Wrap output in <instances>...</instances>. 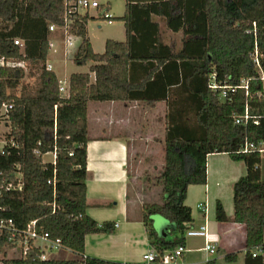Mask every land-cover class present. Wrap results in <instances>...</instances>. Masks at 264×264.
Instances as JSON below:
<instances>
[{
    "label": "trees",
    "instance_id": "trees-1",
    "mask_svg": "<svg viewBox=\"0 0 264 264\" xmlns=\"http://www.w3.org/2000/svg\"><path fill=\"white\" fill-rule=\"evenodd\" d=\"M125 1L119 19L126 39H107L104 53L95 52L89 38V11L72 16L69 33L80 39L73 60L91 65L87 72L70 74L63 96L47 62L50 26L65 24V0H0V112L4 104L12 105L0 153V219H12L17 231L35 221L38 232L60 239L63 248L78 255L41 260L37 247L27 258H9L11 231L5 229L0 231L1 263L162 264L164 253L183 245L193 225L192 208L185 203L188 187L207 183L210 154L227 153L247 166L233 185V221L246 230L244 264H264V154L240 152L247 141L264 146V0ZM156 17L169 31L182 33L180 48L164 42ZM27 68L36 78L33 90L24 83ZM89 101L167 103L165 161L157 176L164 199L142 206L147 238L158 254L150 263L85 254L88 234L116 229L114 222L100 223L87 212ZM246 110L250 120L238 123ZM48 153L55 155L53 161L44 160ZM9 183L12 188H6ZM156 215L175 228L161 235ZM228 219L217 201L216 220ZM236 257L225 256L229 262Z\"/></svg>",
    "mask_w": 264,
    "mask_h": 264
},
{
    "label": "crops",
    "instance_id": "crops-1",
    "mask_svg": "<svg viewBox=\"0 0 264 264\" xmlns=\"http://www.w3.org/2000/svg\"><path fill=\"white\" fill-rule=\"evenodd\" d=\"M84 12L86 10L81 11ZM155 19L159 21L158 17ZM181 46L182 40L178 48ZM91 78H95L93 73ZM94 102L88 103L87 212L100 223L112 221L118 225L111 234H88L85 238V254L113 262H144V254L153 251L141 218L145 201L132 198L129 189L132 181H142L140 172L147 170L145 158L165 142L167 103L158 101L149 105L140 101ZM92 105L95 106L94 118L91 113ZM54 157L53 154V160ZM164 161L165 156L161 169ZM261 170L264 176V164H261ZM246 172V164L232 160L227 153L208 156L207 183L190 185L185 203L192 208L193 226L207 223L209 240L217 251L212 254L206 252L204 237L186 236L184 254L171 264H235L237 257L229 262L225 256L235 253V245L242 239L245 257V226L233 221V185ZM160 191V195L153 201L161 202L164 199L162 188ZM217 201H221L225 208L229 218L226 222L211 220V207ZM202 202L208 205L206 214L197 208ZM155 226L160 234L166 235L172 229L169 226L175 224L156 215Z\"/></svg>",
    "mask_w": 264,
    "mask_h": 264
},
{
    "label": "rangeland",
    "instance_id": "rangeland-1",
    "mask_svg": "<svg viewBox=\"0 0 264 264\" xmlns=\"http://www.w3.org/2000/svg\"><path fill=\"white\" fill-rule=\"evenodd\" d=\"M101 4L99 8H94L89 10L90 19L88 21V31L91 42L93 44L94 50L98 53H104L105 43L109 38L115 39L117 41H124L126 39L125 35V25L122 20L119 18L123 16L125 12V0H95ZM109 6V7H107ZM108 9V12L112 14V23H109L107 18H104L103 13ZM161 26L162 39L166 43L175 45L177 48L181 44L182 33L177 34L169 31L166 27L164 19L159 18ZM65 33L63 30H58L53 32L50 36V39L54 43V48H51V52L48 57V62L52 64L54 72L57 74L60 81L64 84H68L69 76L74 72H86L89 70L91 63L85 65H79L74 62L73 56L80 44V39H76V44L73 47L67 48L65 46L64 37ZM4 61L0 59V66L3 65ZM9 64H15L13 61H9ZM20 64V63H19ZM30 73V69L27 68V73ZM25 78V86H29L30 90H33L36 87V78L35 76L29 75ZM94 79V78H93ZM96 102V103H95ZM95 104H98L95 101ZM94 105L91 106V113L94 118ZM4 127V128H3ZM6 130L5 126H2L0 130ZM161 129V127L159 128ZM165 156V142L163 145L158 146L154 149V153L145 158V163L147 164V170L140 172L142 181H132L130 186V195L132 198H139L140 200L153 202V199L157 198V195H160V190L162 188L159 183H157V176L161 171V162ZM45 161H53V154L48 153L44 155ZM264 164V158L262 165ZM148 181V182H147ZM138 186H143L138 187ZM146 186V188H144ZM231 192V191H230ZM227 214V213H226ZM211 220L218 222L216 220V204H213L211 207ZM170 223V221H168ZM172 225V224H170ZM172 229L175 226H169ZM162 235V234H161ZM240 242V243H239ZM236 243V248L234 249L237 254V260L235 264H244V240H240ZM7 256L11 257H20V249H12L10 245L6 247ZM46 255L49 259H76L78 255L66 248H59L54 250H47ZM2 257V254H0ZM0 264L1 261H0Z\"/></svg>",
    "mask_w": 264,
    "mask_h": 264
},
{
    "label": "built area",
    "instance_id": "built-area-1",
    "mask_svg": "<svg viewBox=\"0 0 264 264\" xmlns=\"http://www.w3.org/2000/svg\"><path fill=\"white\" fill-rule=\"evenodd\" d=\"M101 4L95 0H65V24L63 26H56L51 25L50 31L55 32L57 30H63L65 33V43L67 48L75 46L77 37L71 33H69V26L72 22V16L76 13H81L83 10H90L94 8H99ZM105 18L108 19L109 22H112V14L108 12L104 15ZM16 44H20V40H15ZM50 47L53 48L54 44L53 41H50ZM254 61L256 64H259L257 53L256 57L254 58ZM47 68L49 70H52V66L50 64H47ZM260 79L264 83V70H261ZM245 88H248V85L246 84V81H244ZM217 84L213 85V88H217ZM230 89L234 90V88L230 87ZM59 90L62 93L63 96L68 95V84H64V82L59 81ZM227 92L226 90H223L222 96H226ZM262 96H264V92L262 93ZM12 108V105H6L4 104L1 112H0V128L2 126H5L7 129L0 130V153L2 152V148L5 143V132L8 130V127L6 126V122L9 118L8 112ZM250 115L248 113V110L245 111V114L237 119V122H247L250 120ZM257 123V121H254ZM4 128V127H3ZM253 151H258L260 154H264V146L262 142L255 143V142H246L244 146L241 148L240 152L243 153H249ZM2 186V185H1ZM13 184L9 183L6 185V188H12ZM198 209H200L205 214L208 212V205L206 202H202L198 204ZM35 221H33L26 230L17 231L14 227V222L12 219H0V231L9 230L11 231V237L9 238V245L12 247V249H20L21 250V256L22 258H27L29 253L32 251L33 248H40L41 254L40 259L41 260H47L49 259L46 255L47 250H54L63 248L62 242L60 239H54L51 238L49 233L47 232H38L34 226ZM118 224H116L117 227ZM185 236H201L205 238V250L208 253H216V246L210 242L209 240V230L207 223L202 224L198 227L191 226L186 230ZM186 248L184 245L178 246L174 250H169L164 253V255L161 257L162 264H171L172 262L176 261L178 258H180ZM262 250L259 249L257 252H255L253 255L256 256V253H261ZM158 254L153 250L151 252H148L144 254L143 260L146 263H150L154 261L157 258ZM210 261L209 259H207Z\"/></svg>",
    "mask_w": 264,
    "mask_h": 264
}]
</instances>
